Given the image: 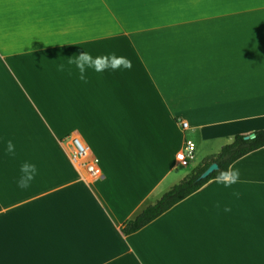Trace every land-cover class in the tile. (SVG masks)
Masks as SVG:
<instances>
[{"label":"crops","instance_id":"obj_1","mask_svg":"<svg viewBox=\"0 0 264 264\" xmlns=\"http://www.w3.org/2000/svg\"><path fill=\"white\" fill-rule=\"evenodd\" d=\"M81 51L131 67L84 82ZM259 130L264 0H0V264H264V147L229 167L231 187L210 180L121 232L177 178L187 134L220 151Z\"/></svg>","mask_w":264,"mask_h":264},{"label":"trees","instance_id":"obj_2","mask_svg":"<svg viewBox=\"0 0 264 264\" xmlns=\"http://www.w3.org/2000/svg\"><path fill=\"white\" fill-rule=\"evenodd\" d=\"M254 138L245 139L244 135H235L232 143L223 146L219 153L209 157L202 165L191 170L189 175L181 183L174 185L164 193L154 204L147 206L132 221H129L121 229L122 234L129 236L153 222L159 216L167 212L188 196L198 191L210 180L216 179L220 172L229 170V167L243 156L264 147V130L253 133ZM216 163L218 169L206 179L198 181L200 174L211 164Z\"/></svg>","mask_w":264,"mask_h":264},{"label":"clouds","instance_id":"obj_3","mask_svg":"<svg viewBox=\"0 0 264 264\" xmlns=\"http://www.w3.org/2000/svg\"><path fill=\"white\" fill-rule=\"evenodd\" d=\"M69 63L74 64L76 70L79 73V79L81 81H86V71L91 69L97 73L104 72L108 69L112 71H116L121 67L130 68V62L127 61L123 57H93L89 53L81 51L78 55H75V59L69 58ZM58 70H63V65L59 66ZM14 146L11 141L7 142V151L13 152ZM21 173H30L28 175H22L20 179L17 181V184L21 188L28 187L29 181L33 179L36 174V166L34 164H29L25 162L20 167ZM217 181L222 183L224 187H231L232 185L236 184L239 179V171L236 169L232 170H225L220 172V174L216 177ZM234 196H239V193L234 192ZM225 212L230 211V208L225 207Z\"/></svg>","mask_w":264,"mask_h":264},{"label":"built area","instance_id":"obj_4","mask_svg":"<svg viewBox=\"0 0 264 264\" xmlns=\"http://www.w3.org/2000/svg\"><path fill=\"white\" fill-rule=\"evenodd\" d=\"M179 127L183 130L186 129L187 125L182 122ZM72 144L74 147L72 158L80 162V165L85 169V173L89 177L100 175V170L97 168V160L88 155L86 148L77 139H73ZM195 149L196 146L193 140L185 138L179 152L176 154L178 164L182 167L189 166L193 162Z\"/></svg>","mask_w":264,"mask_h":264},{"label":"rangeland","instance_id":"obj_5","mask_svg":"<svg viewBox=\"0 0 264 264\" xmlns=\"http://www.w3.org/2000/svg\"><path fill=\"white\" fill-rule=\"evenodd\" d=\"M186 138L195 140V135L189 133L187 134ZM195 142V141H194ZM197 143V147L195 150V161L193 163H191L189 166L187 167H182L179 166L177 167V169L175 170V174H177V178L173 179V181L171 180H167L164 185L161 188L159 194L163 191L164 193H166L168 190H170V188H172L174 185L179 184L180 182H182V180L189 175V173L191 172L192 169H194L193 167L198 164L199 162H201V160L208 155L210 152H218L219 151V146L221 144L224 143V141H213V142H203L202 140H199V138L196 141ZM171 184V185H170ZM154 204V203H153Z\"/></svg>","mask_w":264,"mask_h":264},{"label":"water","instance_id":"obj_6","mask_svg":"<svg viewBox=\"0 0 264 264\" xmlns=\"http://www.w3.org/2000/svg\"><path fill=\"white\" fill-rule=\"evenodd\" d=\"M254 138V134H250V135H247L245 136V139L248 140V139H252ZM218 169V166L216 163H211L201 174L200 176L198 177V181L200 180H204L206 179L210 174H212L214 171H216Z\"/></svg>","mask_w":264,"mask_h":264}]
</instances>
